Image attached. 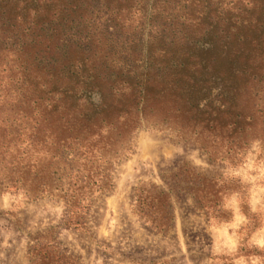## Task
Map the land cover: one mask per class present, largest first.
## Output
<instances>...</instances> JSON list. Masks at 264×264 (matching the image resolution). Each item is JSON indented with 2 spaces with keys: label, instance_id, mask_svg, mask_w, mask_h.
<instances>
[{
  "label": "trees",
  "instance_id": "trees-1",
  "mask_svg": "<svg viewBox=\"0 0 264 264\" xmlns=\"http://www.w3.org/2000/svg\"><path fill=\"white\" fill-rule=\"evenodd\" d=\"M199 1L0 0V187L61 199L77 228L147 116L180 120L209 157L241 154L262 59L264 81V0L245 16ZM147 8L143 37L121 16ZM146 194L140 214L163 231L169 197ZM54 249L37 244L31 264H61Z\"/></svg>",
  "mask_w": 264,
  "mask_h": 264
},
{
  "label": "rangeland",
  "instance_id": "rangeland-1",
  "mask_svg": "<svg viewBox=\"0 0 264 264\" xmlns=\"http://www.w3.org/2000/svg\"><path fill=\"white\" fill-rule=\"evenodd\" d=\"M153 1L147 0L148 6ZM211 1L241 16L253 10L256 15L263 5V0ZM187 2L201 5L199 0ZM147 9L146 16L135 10L121 16L143 37L149 27ZM261 62V75L243 98L254 117L255 139L235 158L224 153L209 157L192 138L179 134L180 120L147 116L128 150L114 161L111 188L94 194L89 206L75 212L83 222L80 227L69 225L75 219L66 214L61 199H30L22 190L0 187V264H31L37 244L64 255L61 264H264ZM146 190L169 197L171 220L163 231L140 214L138 200L148 196Z\"/></svg>",
  "mask_w": 264,
  "mask_h": 264
}]
</instances>
